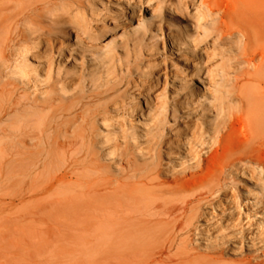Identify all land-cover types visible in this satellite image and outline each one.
Returning <instances> with one entry per match:
<instances>
[{"label": "bare ground", "instance_id": "obj_1", "mask_svg": "<svg viewBox=\"0 0 264 264\" xmlns=\"http://www.w3.org/2000/svg\"><path fill=\"white\" fill-rule=\"evenodd\" d=\"M189 4L196 7L199 21H190V28L197 31L200 20L209 17L214 21L204 39L196 37L187 42L182 35L172 36L174 48L187 44L195 55L203 58L201 66L189 70L191 73L175 64L174 70L170 69L171 64L166 68L154 64L156 70L151 67L150 76L144 75L142 80L126 76L116 80L104 78V74L114 72L111 66L95 65L87 79V67L83 66L65 80L55 77L56 83H48L47 89L42 85L46 89L41 93L44 96L32 98L27 87L31 84V73L36 70L30 76L26 73L29 66L26 67L25 59L29 53L38 50L33 55L39 53L46 58V65L53 53L63 54L66 44H75L79 56H93L94 61L105 63L116 58L115 54L107 60L99 55L110 27L98 26L99 18L87 12L84 0H0L1 58L19 63L15 67L19 68L20 77H7L0 83V97L7 96L2 115L12 123L9 138L18 150L15 156L23 164L34 160V156L42 163L50 176L43 191L55 190L51 199L54 205L71 204L82 211L80 217L87 221H95L92 212L101 211L100 229L85 236H89L87 241L103 242L104 264H190L188 241L196 229L198 207L220 196L228 184L227 172L247 171L248 162L264 169V0H189ZM172 19L179 22L181 17L174 15ZM141 39L133 36L130 41L139 48ZM20 58L23 60L18 62ZM135 66L130 74L141 78L144 73ZM229 66L235 69L233 76ZM190 75L209 88L203 79L206 75L209 83L214 80L210 85L218 87L207 95L202 89L185 85ZM163 77L177 80L181 90L188 89L185 96L173 101L164 97L159 101L157 91L167 81ZM59 83L63 85L62 92ZM90 83L94 88L89 87ZM130 83H135L139 94L146 98L145 115L148 116L147 112L155 116L154 126L146 134L134 132L143 145L147 143L139 149L141 155L131 141L135 136L112 116L121 113L125 119L124 115L135 112L130 111L127 91L123 90ZM70 88L74 91L67 94L65 91ZM202 97L212 100L202 102L200 111L195 104ZM193 114L197 116V119L193 116L194 121L188 119ZM172 117L179 126L181 139L170 143L167 121ZM107 121L112 122L117 136L105 141L114 140L107 147L108 154L120 156L124 166L117 170L107 166L100 176L95 150L101 142L96 131L100 122ZM176 152L186 162L164 169L163 157ZM142 156H146L144 160ZM246 225L240 219L239 223L226 224L218 231L226 235L240 230L242 238L254 241L255 232L246 233ZM79 236L83 237V233Z\"/></svg>", "mask_w": 264, "mask_h": 264}, {"label": "rangeland", "instance_id": "obj_2", "mask_svg": "<svg viewBox=\"0 0 264 264\" xmlns=\"http://www.w3.org/2000/svg\"><path fill=\"white\" fill-rule=\"evenodd\" d=\"M84 2L87 12L95 18L97 17L96 19H100L97 22L99 27H110L107 29L106 38L103 41L104 48L99 55L105 57L106 60L111 55H116V58L114 57V59L103 63L94 61L93 56H79L75 52L77 49L74 44L75 34L71 36L74 45L66 44L63 54L59 52L53 53L50 62L46 65L44 64L47 61L46 58L39 53H34L33 55V52L38 51L34 50L25 59L26 67H30H28L29 70L26 68V73L30 76V72L36 70L31 73L32 77H29L31 81H28L29 84L31 83L27 87V94H30V97L44 96L42 94L46 91L47 84L53 83L55 77H61L65 80L69 75L80 71L83 66L87 67V79L90 77L95 65H105L111 66L114 71L111 75L104 74L105 79L117 78L116 80H118L126 76L131 80H142L144 75L150 76L151 67L154 68V71L156 70L154 64L162 65L163 67L166 65L165 68L171 64L170 69L174 70L179 66V69L182 67L180 70L186 68L191 73L190 71L200 67L204 61L203 58L195 55L196 53L193 52L192 47L187 44H182L179 48L173 47L172 36L182 35L187 42L196 37L204 39L214 25L212 17H209L205 20H200L201 27L197 28V31L194 27L193 29L190 28V21H198V12L196 7L193 8V5L189 4V0H84ZM178 10H181V12ZM174 15L181 17V20L179 22L173 20L172 16ZM114 24H120V26L114 29ZM133 36L144 38L143 40L141 39L142 42L139 48L135 47L130 41ZM1 56L2 50L0 49V58ZM21 60L23 58H20L18 62H21ZM135 60L141 63H135ZM0 64H2L0 66V83L6 80L7 77H20L19 68L16 69L15 67L19 64L17 61H3L1 58ZM135 64L139 68L138 71L144 73L141 74V78L135 74H130V70ZM173 64L177 65V67ZM213 68L215 69V66ZM163 70V72L166 71L165 69ZM229 70L230 76H233L235 71L233 66H229ZM12 71L16 72L11 74L13 73ZM163 78L167 81L166 85L157 91L159 101L164 97V99L167 97V99L173 101L185 96L188 89L181 90V85L177 86V80L174 82L170 78ZM25 79L28 80V76ZM203 79L209 88L202 86V81L195 75L187 76L185 85L202 89L207 95L216 90L218 85L216 87L210 85L214 83V80L209 83L206 75L203 76ZM57 85L59 89L63 86L62 83ZM90 86L94 88L92 83L89 84ZM123 90L127 91L125 95L128 99L130 111L134 110L135 112L132 111L133 115L131 114V116L124 115L125 119L121 113V116L117 115V113H113L112 116L124 123L131 136H135L134 132L146 134L147 130L154 126L155 117L152 113L146 112L149 117L145 115L147 108L146 98L139 94L140 92H138L135 83L125 84ZM73 91V88H70L66 89L65 92L69 94ZM210 99L212 100V98ZM0 100V106L3 104L0 107V264H104L103 242L101 240L87 241L89 236H85L87 233L99 228V220L102 219L101 211H91L95 215V221H87L83 216H81L82 218L80 217L82 211L72 207L71 204L65 206L51 203L52 194L55 190L43 191L44 185L50 176L43 170L42 163L37 161L34 156V160L23 164L19 156H15L18 150L13 146L9 138L13 130L12 123L10 120L8 121L7 117L2 115L7 96H1ZM211 100L202 97L195 106L201 111V103L205 102L207 104ZM202 113L208 112L202 111ZM180 115L178 114V116ZM193 116L197 119L195 114L188 119L196 120L195 118L193 119ZM130 119L131 122L129 123ZM169 120L167 121V127L169 133H171L168 134L167 139L171 143L181 138L178 135L179 126L176 123V119L172 117V120ZM179 120L181 122L185 121L184 118ZM100 123L101 126L98 127L96 134H98V140L101 143L98 144L99 148L95 150V153L97 154L96 162L99 166L98 174L101 176L107 166H112L113 170H117L122 168L124 164L121 163L120 156L117 154H108L107 147L114 140L109 143L105 141L108 137H117L114 135L113 127L110 125L112 122ZM127 124L128 126L126 127ZM171 135L174 136L171 137ZM131 141H134L135 150L141 155V150L139 149L144 145L146 146L147 143L143 145L137 136L132 137ZM145 157L142 156V159L144 160ZM69 159L71 161V158ZM184 159L178 152L166 155L162 159L163 168L171 169L175 164L186 162V159ZM245 166L248 169L252 168L250 170L255 172L248 171V169L247 171L227 172L228 184L220 196L215 201L203 202L198 207L199 215L195 224L196 229L188 241V259L190 264H264V169L252 162L246 163ZM240 219H244V222L247 223L245 226L246 233L255 232L254 241L251 238H242L240 230L238 232L229 231L226 235L219 233V227L231 223L237 224ZM240 227L238 226L237 228L239 229ZM257 232H260L258 236H256ZM79 233H83V237H80Z\"/></svg>", "mask_w": 264, "mask_h": 264}]
</instances>
